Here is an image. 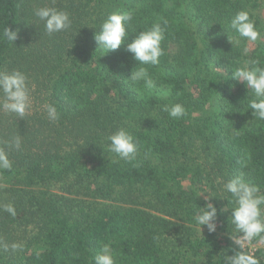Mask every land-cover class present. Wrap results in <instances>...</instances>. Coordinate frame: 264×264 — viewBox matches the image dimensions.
Instances as JSON below:
<instances>
[{
    "label": "trees",
    "instance_id": "16d2710c",
    "mask_svg": "<svg viewBox=\"0 0 264 264\" xmlns=\"http://www.w3.org/2000/svg\"><path fill=\"white\" fill-rule=\"evenodd\" d=\"M39 7L67 11L71 29L47 35L33 15ZM263 7L264 0H0V72L25 73L36 105L23 118L0 109V148L12 164L0 169V264H94L106 243L116 264H227L240 233L224 185L239 176L264 193V120L248 108L250 90L231 78L248 60L264 67V45H231L236 34L227 25L247 10L262 39ZM121 11L133 13L129 42L168 22L164 54L147 66L154 89L128 79L137 62L125 45L104 54L94 40ZM5 27L17 31L13 43ZM175 103L187 113L178 120L162 110ZM44 104L57 107L58 121L48 120ZM121 127L138 142L132 162L107 147ZM15 136L19 150L6 147ZM208 197L217 230L197 234L194 215ZM9 203L15 217L2 210ZM12 243L22 249L12 252ZM251 244L264 264V243Z\"/></svg>",
    "mask_w": 264,
    "mask_h": 264
},
{
    "label": "clouds",
    "instance_id": "9594fccd",
    "mask_svg": "<svg viewBox=\"0 0 264 264\" xmlns=\"http://www.w3.org/2000/svg\"><path fill=\"white\" fill-rule=\"evenodd\" d=\"M34 17L43 23L44 31L52 36L57 33L67 32L72 27L70 14L67 11L59 10L55 7H39L33 12ZM133 20L131 11H121L110 13L102 22L100 31L94 34V40L104 54L120 48L123 44L125 50L132 55L137 65L132 69L128 79L132 84L143 81L144 86L151 90L156 87V82L148 72L147 66H156L160 62V57L164 54L161 47L165 40L167 21L157 22L149 28L140 31L138 35L129 42L128 26ZM227 28L236 34L230 39L239 47L242 40L250 43H257L261 37L255 21L251 18L249 11H237L230 19ZM17 31L5 27L3 37L10 42L17 39ZM249 48L245 45L242 54L247 56ZM231 78L242 82L247 90H250L253 98L248 100V108L259 120H264V67L259 66L257 60H248L243 66L235 68L231 72ZM165 95L167 93H164ZM32 96L28 78L22 71L13 70L11 72H0V109L15 114L18 118H23L31 110ZM49 121H58L60 113L54 104H44ZM168 113L172 119H181L187 113L185 107L180 103L165 105L162 109ZM108 150L114 153L119 159L126 162L136 160L139 153V146L136 138L126 128H118L107 137ZM6 147L19 150L21 139L15 136L11 141L6 142ZM11 161L5 148H0V169H10ZM224 190L231 194L234 207L231 209V223L235 231L240 233L237 239L239 251L234 255L227 256V264H260L255 252L244 251L254 239L259 238L264 243V193L258 185L247 182L237 176L230 179ZM205 203L194 215L196 225L205 226L208 233H215L217 230V208L210 202V197L204 198ZM2 210L12 217L16 216L15 206L11 203L5 204ZM221 211V210H220ZM12 252L22 249L19 243L10 245ZM9 246H4V251H8ZM94 264H116L114 254L110 244H104L100 251L93 257Z\"/></svg>",
    "mask_w": 264,
    "mask_h": 264
},
{
    "label": "rangeland",
    "instance_id": "374dc122",
    "mask_svg": "<svg viewBox=\"0 0 264 264\" xmlns=\"http://www.w3.org/2000/svg\"><path fill=\"white\" fill-rule=\"evenodd\" d=\"M264 8V7H263ZM263 18H264V9H263ZM259 40H261V42H262V45H264V36H263V38L261 39V37H260V39ZM250 44V50L251 49H253V48H256L257 47V44H258V46L260 45V41H258L257 43H255V44H253V43H249ZM264 47V46H263ZM171 50H173V48H171ZM31 96H32V107H31V110L28 112L29 114H31L32 112H33V106H36L35 104H34V94L32 93V91H31ZM1 113H3L4 114V116H8V117H11V115H10V113H8V112H6V111H4V110H2L1 111ZM27 113V114H28ZM13 115H15V114H13ZM195 228H196V233L197 234H202L205 230H206V227L205 226H201V233H200V230H199V227L196 225L195 226ZM203 235V234H202ZM247 248H249V250L250 251H254L255 249H257V248H259V246H257V245H253V244H250V245H247L246 246Z\"/></svg>",
    "mask_w": 264,
    "mask_h": 264
}]
</instances>
